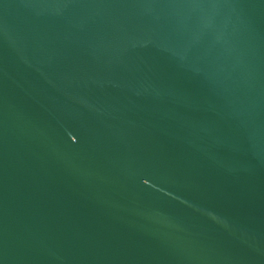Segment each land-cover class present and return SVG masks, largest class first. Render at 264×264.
<instances>
[{
  "label": "water",
  "instance_id": "1",
  "mask_svg": "<svg viewBox=\"0 0 264 264\" xmlns=\"http://www.w3.org/2000/svg\"><path fill=\"white\" fill-rule=\"evenodd\" d=\"M0 264H264V0H0Z\"/></svg>",
  "mask_w": 264,
  "mask_h": 264
}]
</instances>
